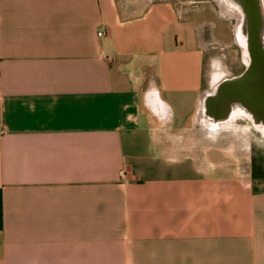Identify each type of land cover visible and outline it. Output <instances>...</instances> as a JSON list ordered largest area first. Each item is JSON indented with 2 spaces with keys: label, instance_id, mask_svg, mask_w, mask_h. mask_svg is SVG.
<instances>
[{
  "label": "crops",
  "instance_id": "obj_1",
  "mask_svg": "<svg viewBox=\"0 0 264 264\" xmlns=\"http://www.w3.org/2000/svg\"><path fill=\"white\" fill-rule=\"evenodd\" d=\"M221 6L0 0V264H264V182L199 121Z\"/></svg>",
  "mask_w": 264,
  "mask_h": 264
},
{
  "label": "water",
  "instance_id": "obj_2",
  "mask_svg": "<svg viewBox=\"0 0 264 264\" xmlns=\"http://www.w3.org/2000/svg\"><path fill=\"white\" fill-rule=\"evenodd\" d=\"M220 1L236 17L234 36L245 67L209 84L200 96L198 113L211 129L245 119L264 134V0Z\"/></svg>",
  "mask_w": 264,
  "mask_h": 264
},
{
  "label": "rangeland",
  "instance_id": "obj_3",
  "mask_svg": "<svg viewBox=\"0 0 264 264\" xmlns=\"http://www.w3.org/2000/svg\"><path fill=\"white\" fill-rule=\"evenodd\" d=\"M244 67V56L237 41L236 44L231 47L212 44L210 50H207L205 54L204 77L206 78V83L210 84L212 82V79H210L211 75L217 74V76H224L228 74H238ZM216 68L219 70H216ZM229 127L237 130L238 133L242 135L239 137L241 139L237 138L233 133H230L221 137L219 142L220 145L227 150H224L227 153L226 157L232 152V154L235 153L237 155L236 157H238L240 161H225L226 164H230L231 167H234L232 169L237 167V172L245 177L253 178V180L257 182L260 180L264 182V134H262L260 129L252 126L248 120L245 121V119L238 120ZM248 129H252L253 137L251 138L246 136V131ZM205 139L207 141L212 140L208 137ZM236 143L244 146L250 143L251 149L244 150L238 146L237 149H234L233 145Z\"/></svg>",
  "mask_w": 264,
  "mask_h": 264
},
{
  "label": "bare ground",
  "instance_id": "obj_4",
  "mask_svg": "<svg viewBox=\"0 0 264 264\" xmlns=\"http://www.w3.org/2000/svg\"><path fill=\"white\" fill-rule=\"evenodd\" d=\"M221 2V1H220ZM221 8H220V11H221V14H223V15H226V14H231V15H233V13L231 12L230 13V9H228L225 5H224V3H222L221 2ZM222 69H223V67H222ZM221 69V70H222ZM225 69V68H224ZM216 70H219V69H217L216 68ZM217 73V72H216ZM215 73V74H216ZM218 76H217V74L216 75H211V78L210 79H212V82L217 78ZM211 82V83H212ZM210 83V84H211ZM199 121H200V124H201V126H202V128H204V130H205V132H209V133H211L212 135L211 136H213V137H215V138H218V137H221V136H225L226 134H230V133H233V135H235L237 138H239V137H241L242 135L241 134H239L238 133V131L237 130H234V129H231L229 126L230 125H228L227 127H226V125L225 124H222L219 128H217V129H211L210 127H208L207 125H206V120H204L205 122H203V119L202 118H199ZM203 130V129H202ZM203 130V131H204ZM207 130V131H206ZM246 136L248 137V138H251V137H253V132L251 131V129H248L247 131H246ZM239 139H241V138H239ZM242 141V140H241Z\"/></svg>",
  "mask_w": 264,
  "mask_h": 264
},
{
  "label": "built area",
  "instance_id": "obj_5",
  "mask_svg": "<svg viewBox=\"0 0 264 264\" xmlns=\"http://www.w3.org/2000/svg\"><path fill=\"white\" fill-rule=\"evenodd\" d=\"M102 33H103L102 31H99V32H98V35H101Z\"/></svg>",
  "mask_w": 264,
  "mask_h": 264
}]
</instances>
